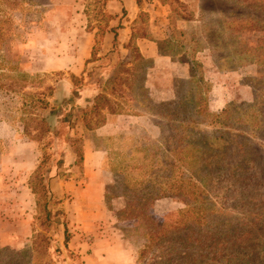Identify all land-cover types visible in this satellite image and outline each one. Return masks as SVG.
<instances>
[{"label": "rangeland", "instance_id": "obj_1", "mask_svg": "<svg viewBox=\"0 0 264 264\" xmlns=\"http://www.w3.org/2000/svg\"><path fill=\"white\" fill-rule=\"evenodd\" d=\"M180 2L193 21L159 0H0V126L11 135L0 139V264L108 260L107 250H96V236L88 239L69 226L68 217L77 216L74 189L58 197L66 184L88 183L80 171L82 152L100 155L95 167L103 174L96 178L107 182L101 203L110 218L99 235L124 248L135 264H168L167 243L153 240L144 218L125 219L124 210L143 203L137 197L142 188L182 191L183 181L194 184L196 198H161L146 213L167 229L178 228L177 247L180 236L193 233L186 251L205 256L184 263L264 264V63L244 52L264 46V33L251 27V11L236 0ZM143 39L156 42L157 59L142 55L137 41ZM193 59L203 65L206 113L171 117L169 103L196 106L198 89L189 84ZM98 95L123 114L105 109L84 122L81 111ZM228 109L229 127L212 124ZM31 139L41 144L35 142L37 166L42 148L50 156L43 172L56 197L51 223L36 221L33 173H23L15 160L2 161L10 147ZM17 233L25 238L13 243ZM250 257L254 263H247Z\"/></svg>", "mask_w": 264, "mask_h": 264}, {"label": "trees", "instance_id": "obj_2", "mask_svg": "<svg viewBox=\"0 0 264 264\" xmlns=\"http://www.w3.org/2000/svg\"><path fill=\"white\" fill-rule=\"evenodd\" d=\"M159 1L163 5H168L171 8L172 13L176 16H179V18H181L182 20L184 21L194 20L192 18L193 15H190L189 13H187L186 5L181 3L180 0H159ZM236 4L240 7H244L248 9L249 11H251V13H247V17L250 18V21L248 22H250L251 27L264 33V0H236ZM242 23H243V20L240 21V24ZM243 28L247 29L248 25L246 24V27L242 26V27H238L237 29L242 30ZM117 37L118 36L116 34L115 45H114V49L116 50L118 49ZM140 38H145V37L140 36ZM133 39H134V36H132L131 43ZM262 43L264 44V39L262 40ZM197 51L199 50H195V53ZM244 52L250 55L255 54L257 59L260 60L262 63H264V46L262 47L259 46L253 49L245 48ZM140 58L143 59L141 55H140ZM184 62L186 63L188 61H184ZM188 64L190 65V72L192 75V78L189 81V84H193V82H195L196 87L198 89L197 91L198 97L196 101V106L193 109H188L186 108V105L182 101L169 103L167 105H168V112L170 111L169 115H171V117L183 118L185 114L192 115L191 117H193L194 115L202 116V115H205L206 113L205 101H204L203 92H202V87H203L202 85L206 84L203 78V73H202L203 65L199 63L196 59H193L192 61L188 62ZM2 66L3 65L1 64V61H0V70L2 69ZM199 74L200 76L198 77ZM74 78L76 79V86H77L78 79L76 77ZM116 81H117V78L114 77L111 83L115 85ZM38 102L45 105L46 108L49 107L48 102L43 103L44 101H42L41 99H39ZM193 104H194V100H193ZM171 106L174 108L172 109ZM105 109L111 115L123 114L122 110L115 109L111 106V101L108 96L105 97L104 95H98L94 99V104L89 111H86V110L81 111L84 117L83 121L85 122L88 115H96L101 110L104 111ZM232 116L233 114L231 112V109L223 110L222 113H220L217 116H214L215 121L212 122V124L221 125L223 127H226V126L229 127L230 126L229 123L232 119ZM88 128L91 129L92 127H88ZM24 135L25 136L28 135V132L26 129L24 131ZM223 136L224 135H222V137ZM31 140L33 142L40 144L39 140H36V139H31ZM42 153H43V160L38 165L37 169L34 171V173L32 174V178H31L32 179L31 183L35 182L36 185H32L30 188L36 197V213H37L36 221L40 222L42 219H44L45 222L48 221V223H51L52 215L50 212V205L53 204L52 201L54 197L50 189V182H49L50 180L46 176L47 171L43 172L44 168L47 165H49L48 163L50 162V156L47 155V151H45L44 148H42ZM83 161H84V157H83V152H82L81 158H80V164H82ZM194 189H195L194 184L190 182L188 183L186 181H183L182 185L179 187V190H182V191H166V190L162 191L161 190L160 192H157V190H154L153 188H150V187L142 188L140 189L141 196L138 195L137 197L139 199H142L143 203L139 204L138 206L133 205L132 207H127L126 210H124V213L126 214L124 216L125 219L130 220V219L139 218V217L144 218L146 230L152 235L153 240H155L157 243H164V242L167 243L166 248L168 249V253L166 256L168 257L167 259L168 264H178L180 261H183L184 258L191 259L195 262L198 260V258L204 257L205 255H202L204 253L201 254L199 253V251L195 252V254L190 253L191 251H186L189 248L188 245L190 244V239H192L193 233L188 234L187 235L188 237L180 236L179 242H182V243H180V246L177 247L174 244L173 240H174L175 231L176 229L178 230V228L174 227L173 228L174 230H170L171 228L167 229L168 226L166 227V226H163L162 224L156 223L153 217L149 213H146L148 206L149 205L151 206L156 200H159L161 198H168V197L186 196L189 198L188 200L189 202L191 201V196H195V198L198 196L196 192L191 191V190L194 191ZM60 215H61V212L58 211L54 216L58 217ZM199 244H200V247H197V249H200L202 250L201 252H203L205 250V247H203L204 243L200 241ZM184 245H187V246H184ZM236 254L237 252L233 253L232 259L237 256ZM228 262L232 263L233 260H229ZM254 262L255 260H252V257H250L247 261V263H254ZM182 264H185L184 261L182 262Z\"/></svg>", "mask_w": 264, "mask_h": 264}, {"label": "crops", "instance_id": "obj_3", "mask_svg": "<svg viewBox=\"0 0 264 264\" xmlns=\"http://www.w3.org/2000/svg\"><path fill=\"white\" fill-rule=\"evenodd\" d=\"M168 6V5H166ZM170 8V7H169ZM125 31V29L123 30ZM113 39L112 35L106 34L105 40H106V49L109 52L111 45V40ZM141 40L137 41V44L139 47H141V44L145 47L146 54L144 51L141 50V53L144 57L148 58H155L157 59V48H156V42L152 40H145L143 39V42H140ZM146 43H150L146 44ZM111 45V46H110ZM6 127V126H5ZM3 126V128L0 126V139L6 140L11 135H7V131ZM9 134V133H8ZM35 142H29V143H20L14 144V146L10 147L7 152L2 156V161L6 159H12L15 160L21 167V171L23 173H34V171L37 169V159L33 161V156H35ZM84 161L82 163L80 171L83 172L86 179H88V183L85 184L84 187H77L76 185H68L66 184L64 187H61L62 192L59 193L58 197H60L61 194H65L64 189H74V192H76V200L73 201L75 207L77 208V216L76 212H72L73 216H69L68 220L70 221L69 226L73 228L72 231L74 232H80L82 235L87 237L88 239H93L92 236H96L98 242L96 243V250H102L108 252V260L104 261L103 263L98 264H135V259L132 257V255H127V251L124 250V248L117 246H113V244L109 243V240H103L101 238V235L103 232L100 231V227L102 222L109 220L110 215H108L102 206V198L105 196L106 188H107V182H103L102 180L97 179V176H101L102 171L100 169H97L95 167L96 160L100 158V155L98 153L90 152V154L83 153ZM32 161V162H31ZM29 163H34L31 165H27ZM98 170V171H97ZM52 183V187H53ZM57 186V185H56ZM24 188V187H23ZM59 188V187H58ZM30 191V189L28 188ZM56 199V197L54 196ZM24 221V220H23ZM24 226L27 224V222H23ZM29 228H31V220L28 221ZM29 228H25L24 231L29 230ZM102 237H104L102 235ZM13 238V243H17V239H23L22 233L19 235L18 233L15 234ZM27 238V236H26ZM111 238V237H110ZM111 241V240H110ZM123 246V245H122ZM112 256H115L118 258H115L114 261L116 263L111 262ZM117 259V260H116ZM100 261V259H94V261ZM97 261V262H98ZM97 264V263H96Z\"/></svg>", "mask_w": 264, "mask_h": 264}]
</instances>
